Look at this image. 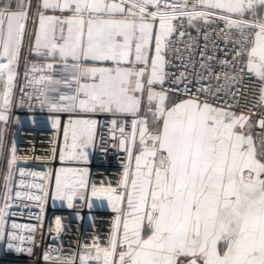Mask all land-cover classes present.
Instances as JSON below:
<instances>
[{
	"label": "snow or ice",
	"instance_id": "snow-or-ice-1",
	"mask_svg": "<svg viewBox=\"0 0 264 264\" xmlns=\"http://www.w3.org/2000/svg\"><path fill=\"white\" fill-rule=\"evenodd\" d=\"M22 61L21 93L32 99V88L57 114L52 127H62L61 166L17 169L12 146L0 240L18 171L19 187L39 194L16 191L15 199L36 201L41 213L49 195L91 208L89 189L115 213L106 243L85 244L80 264H264V0H0V122ZM189 64L195 83L180 71ZM209 79L217 83L205 86ZM101 116L126 154L115 186L91 182L83 166ZM56 154L54 147L48 159ZM28 176L41 183L26 184ZM35 219L11 224L28 235L8 232L9 250L35 244L43 217ZM43 259L75 264L49 252Z\"/></svg>",
	"mask_w": 264,
	"mask_h": 264
},
{
	"label": "built area",
	"instance_id": "built-area-1",
	"mask_svg": "<svg viewBox=\"0 0 264 264\" xmlns=\"http://www.w3.org/2000/svg\"><path fill=\"white\" fill-rule=\"evenodd\" d=\"M196 35L195 31L192 32ZM222 46V45H221ZM211 48V45L209 46ZM222 57L223 53H217ZM195 61H199V56L194 57ZM214 71H219L220 66L213 62ZM176 71V69H172ZM185 71L189 79L195 83V77L192 74L193 68L189 64ZM194 71H201L198 63ZM21 75L18 78L17 88L14 90V102L8 111V131L6 135L4 153L0 158V192L3 190V176L7 173V165L5 157L10 158L11 148L16 147V155L18 157L16 168L23 167L27 171L47 172L49 169H55L61 166L59 161V149L63 144L62 127L57 129L52 127V119L57 115L48 111L47 106H42L40 101L36 99L37 93L32 88H26L25 91L32 93V99H28L20 91V86L24 84L23 61L21 62ZM59 76V72L56 73ZM205 86L209 83L215 85V79H209L202 82ZM192 87V84H189ZM224 100L231 102L230 97L220 93ZM23 96V101L21 97ZM249 99L251 95L249 94ZM244 101H242L243 103ZM62 121L66 120V116H62ZM101 126L98 127V135L96 147L90 150L89 160L86 165L89 169V179L98 186L102 181H110L113 186L120 179L125 153L119 149L118 144L112 140L109 133L111 127L110 122L106 123L110 118L98 117ZM118 135V134H117ZM101 136L103 139H101ZM116 145V146H114ZM57 149V158L49 160L52 155V149ZM25 159L27 163H25ZM18 171L14 174L12 182L13 200L10 201L9 217L5 225L6 238L0 240V264H53L52 261L43 259L44 253L49 252L53 257L60 256L62 258L72 257L75 264H80L79 255L82 254L84 245H91L94 238L99 237L101 244L106 243L108 234L115 213L109 206L99 210H88V201H75L74 206L69 208L66 201L53 200L51 195L44 204L43 213L36 201L15 199V192L21 191L39 194L37 189H29L19 187ZM27 183H41L39 178L24 177ZM90 198V189L87 193ZM29 207H23V204ZM3 201L0 199V206ZM12 212H16V216H11ZM42 215L43 227H37L34 239L35 244L25 242L20 246L25 249L24 252H16L9 250L7 247V233L15 231L18 235L27 236L28 233L22 230H13L11 224L13 222L23 225H39L40 221L35 219L36 216ZM56 218H60L62 222V231L57 234L55 230ZM19 243V242H16ZM32 248V252L28 253L27 249Z\"/></svg>",
	"mask_w": 264,
	"mask_h": 264
},
{
	"label": "bare ground",
	"instance_id": "bare-ground-1",
	"mask_svg": "<svg viewBox=\"0 0 264 264\" xmlns=\"http://www.w3.org/2000/svg\"><path fill=\"white\" fill-rule=\"evenodd\" d=\"M90 199H91V194H90ZM91 204H92V206H91V208H89V206H88V210H96V211H98L100 206H101V204H105V206H108V203H107L106 200H98V199H95V198L91 199Z\"/></svg>",
	"mask_w": 264,
	"mask_h": 264
},
{
	"label": "crops",
	"instance_id": "crops-1",
	"mask_svg": "<svg viewBox=\"0 0 264 264\" xmlns=\"http://www.w3.org/2000/svg\"><path fill=\"white\" fill-rule=\"evenodd\" d=\"M0 129H3L4 131V148H5V141H6V135H7V131H8V125L7 122H0ZM2 154H0V158H1Z\"/></svg>",
	"mask_w": 264,
	"mask_h": 264
},
{
	"label": "rangeland",
	"instance_id": "rangeland-1",
	"mask_svg": "<svg viewBox=\"0 0 264 264\" xmlns=\"http://www.w3.org/2000/svg\"><path fill=\"white\" fill-rule=\"evenodd\" d=\"M91 199H94V198H91ZM102 205V208H104V204H101Z\"/></svg>",
	"mask_w": 264,
	"mask_h": 264
}]
</instances>
